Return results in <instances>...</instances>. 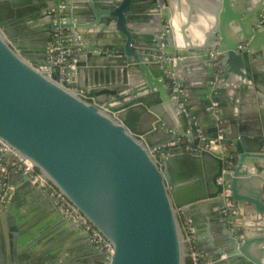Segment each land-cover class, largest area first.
I'll use <instances>...</instances> for the list:
<instances>
[{
	"label": "water",
	"instance_id": "obj_1",
	"mask_svg": "<svg viewBox=\"0 0 264 264\" xmlns=\"http://www.w3.org/2000/svg\"><path fill=\"white\" fill-rule=\"evenodd\" d=\"M59 41L73 67L53 60ZM263 61L264 0H0V165L28 160L112 244L22 174L86 238L88 264H190L183 221L201 209L211 264H264V132L244 112ZM63 252L29 263L83 264Z\"/></svg>",
	"mask_w": 264,
	"mask_h": 264
},
{
	"label": "crops",
	"instance_id": "obj_2",
	"mask_svg": "<svg viewBox=\"0 0 264 264\" xmlns=\"http://www.w3.org/2000/svg\"><path fill=\"white\" fill-rule=\"evenodd\" d=\"M187 9V6L183 5L182 12L178 16L180 24L185 23L187 19ZM194 21L197 22V18H194ZM258 65L259 67L256 62L254 66L257 77L254 78L253 75L254 80L249 84L251 89L245 94L246 106L244 108L246 110L244 112L249 118H254L264 132V67H261L259 62ZM249 94H254L253 98ZM197 182L199 180H192L191 183L194 184L184 191L185 194L196 197L199 186L197 188L194 185ZM6 183L10 198L6 209L0 214V264H30L29 249L42 258L44 252L53 253L64 250L63 258L70 262L81 261L86 264L89 261V254L85 256L80 250L86 238L75 233L78 230L76 227L56 220L55 205L39 198L33 190V185L23 177L22 173L10 172ZM12 200H14L13 203H11ZM11 205L12 210L10 211ZM205 211L206 209H201L194 212L193 228L194 231L198 229L200 232L199 237L195 238L198 239V248L201 251L214 255L217 232L206 222ZM244 221L240 220L238 226H243ZM232 225L233 223L230 224L231 230H233ZM225 257L224 255L221 259Z\"/></svg>",
	"mask_w": 264,
	"mask_h": 264
},
{
	"label": "built area",
	"instance_id": "obj_3",
	"mask_svg": "<svg viewBox=\"0 0 264 264\" xmlns=\"http://www.w3.org/2000/svg\"><path fill=\"white\" fill-rule=\"evenodd\" d=\"M66 8V0H60V10L63 12ZM59 51L58 55H54L53 60L56 59L55 63H59L63 69L67 67H73V63L69 59L73 55V51L67 47L64 41H59L51 45V52L55 53ZM216 105V104H214ZM2 146L0 147V153L10 152L11 148L4 142L0 141ZM207 149L212 151H219V147L215 146L211 142ZM10 172H20L28 176L33 183L38 184L47 194L53 198L63 211L67 219L75 222L84 231L90 235V240L93 245L99 249L106 251L111 256L114 253L113 246L108 242L103 235L92 226L89 221L78 211V209L65 197L59 190L53 186L44 176L40 173L28 160L15 154L10 160L5 161L4 165H0V214L6 209L9 203V190L7 187L6 179ZM224 197L226 200V206L223 208L227 214H235L236 210L231 198V192L225 191ZM261 219L260 215H257L250 220L244 221L243 226H255L258 224V220ZM183 227L186 237L189 240L190 246V264H211L212 260L209 259L206 254L198 249L195 244V231L192 226L191 220L184 219Z\"/></svg>",
	"mask_w": 264,
	"mask_h": 264
}]
</instances>
